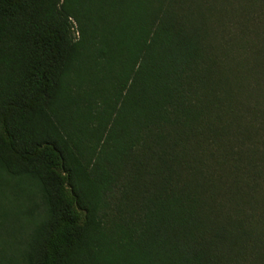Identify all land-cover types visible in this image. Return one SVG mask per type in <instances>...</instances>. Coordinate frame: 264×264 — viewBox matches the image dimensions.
<instances>
[{
	"label": "trees",
	"instance_id": "obj_1",
	"mask_svg": "<svg viewBox=\"0 0 264 264\" xmlns=\"http://www.w3.org/2000/svg\"><path fill=\"white\" fill-rule=\"evenodd\" d=\"M0 180V264H264V0H0Z\"/></svg>",
	"mask_w": 264,
	"mask_h": 264
},
{
	"label": "rangeland",
	"instance_id": "obj_2",
	"mask_svg": "<svg viewBox=\"0 0 264 264\" xmlns=\"http://www.w3.org/2000/svg\"><path fill=\"white\" fill-rule=\"evenodd\" d=\"M2 181L0 180V243L12 244L15 248L17 240L22 236L24 238L31 226L24 213L28 203L21 197L22 193L11 191ZM37 201L39 202L38 198ZM20 203H23L21 207ZM24 226H27L25 230Z\"/></svg>",
	"mask_w": 264,
	"mask_h": 264
}]
</instances>
